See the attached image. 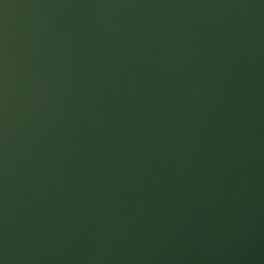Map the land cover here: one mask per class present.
I'll list each match as a JSON object with an SVG mask.
<instances>
[{
    "label": "water",
    "instance_id": "obj_1",
    "mask_svg": "<svg viewBox=\"0 0 264 264\" xmlns=\"http://www.w3.org/2000/svg\"><path fill=\"white\" fill-rule=\"evenodd\" d=\"M0 264H264V0H0Z\"/></svg>",
    "mask_w": 264,
    "mask_h": 264
}]
</instances>
